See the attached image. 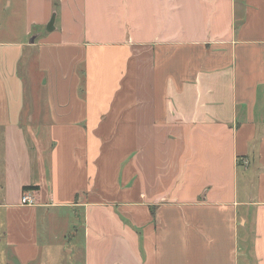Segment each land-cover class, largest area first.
I'll return each mask as SVG.
<instances>
[{
    "label": "crops",
    "instance_id": "crops-1",
    "mask_svg": "<svg viewBox=\"0 0 264 264\" xmlns=\"http://www.w3.org/2000/svg\"><path fill=\"white\" fill-rule=\"evenodd\" d=\"M24 3L26 38L55 15L28 45L58 106L22 125L26 43L0 41L11 260L69 209L73 264H264V0Z\"/></svg>",
    "mask_w": 264,
    "mask_h": 264
},
{
    "label": "rangeland",
    "instance_id": "rangeland-1",
    "mask_svg": "<svg viewBox=\"0 0 264 264\" xmlns=\"http://www.w3.org/2000/svg\"><path fill=\"white\" fill-rule=\"evenodd\" d=\"M52 7L53 5L51 4V8ZM25 15L26 9L24 0H0V41L8 43L24 41V43H26V47L22 54V63L21 66H19V73L21 74L23 81L25 106V111L21 117L22 125L25 124L29 113L32 114L34 112V115L37 117V119H42L43 117L47 116L46 112L48 110L49 104L55 107L58 106L56 98H54L53 96L52 99L51 93V100H49V88L44 84L45 79H41V72L37 67L38 61H35V57L37 55L36 53H38L37 49L31 50V46L28 45L29 41L33 37H35V34L41 33V38L47 36V25L43 27L31 26L30 36L26 38L24 37ZM40 37L37 38L38 40L36 43H38ZM31 53H34V55L30 56ZM43 122V125L45 127L47 120ZM44 131L47 133V128H45ZM40 132L41 136L43 137V130L41 129ZM53 146L54 145L52 144V142H47L46 147H44L45 157L50 153V148ZM2 172L3 146L0 135V182L2 181ZM50 214L52 224H48L47 218L43 217L42 215H40L39 218L40 224L47 223L48 226L52 228L55 227L53 224L54 221L58 222L56 226L57 230L53 232L55 234H58L60 231H64L66 239H64V235L62 234L56 235V239H53V234L51 232H48V234H46L47 227L45 225H39L40 229L43 230V232L39 231L40 241L38 243L40 245L41 251L39 254V260L36 264H73V261L69 260V256L62 253V250H64L63 247H67L69 239L72 238L73 227L70 226V224L74 222L73 215L70 213L69 209L50 211ZM60 220L62 221L61 224L59 223ZM5 221V213L0 209V264H16L15 261L13 262V260H11L12 249L9 248L4 241L2 231L5 226ZM81 234L82 231L80 230V233L77 237L78 240H80ZM74 239H72V244L74 242Z\"/></svg>",
    "mask_w": 264,
    "mask_h": 264
},
{
    "label": "built area",
    "instance_id": "built-area-1",
    "mask_svg": "<svg viewBox=\"0 0 264 264\" xmlns=\"http://www.w3.org/2000/svg\"><path fill=\"white\" fill-rule=\"evenodd\" d=\"M246 164H247V161H244V165ZM20 205L27 206V207H33L36 205V199L31 192H26L20 198Z\"/></svg>",
    "mask_w": 264,
    "mask_h": 264
},
{
    "label": "water",
    "instance_id": "water-1",
    "mask_svg": "<svg viewBox=\"0 0 264 264\" xmlns=\"http://www.w3.org/2000/svg\"><path fill=\"white\" fill-rule=\"evenodd\" d=\"M54 20H55V15L53 14L52 16H51V19H50V21H49V23L47 24V31L48 32H51L52 30H53V24H54ZM33 38L30 40V44H33Z\"/></svg>",
    "mask_w": 264,
    "mask_h": 264
},
{
    "label": "trees",
    "instance_id": "trees-1",
    "mask_svg": "<svg viewBox=\"0 0 264 264\" xmlns=\"http://www.w3.org/2000/svg\"><path fill=\"white\" fill-rule=\"evenodd\" d=\"M33 189H35V187H23L22 191L25 192V191H29V190H33Z\"/></svg>",
    "mask_w": 264,
    "mask_h": 264
}]
</instances>
